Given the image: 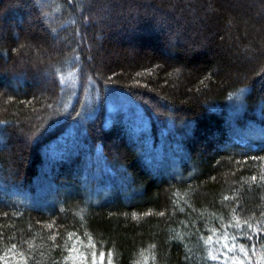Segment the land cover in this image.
<instances>
[{
  "label": "trees",
  "instance_id": "obj_1",
  "mask_svg": "<svg viewBox=\"0 0 264 264\" xmlns=\"http://www.w3.org/2000/svg\"><path fill=\"white\" fill-rule=\"evenodd\" d=\"M0 264H264V0H0Z\"/></svg>",
  "mask_w": 264,
  "mask_h": 264
},
{
  "label": "rangeland",
  "instance_id": "obj_2",
  "mask_svg": "<svg viewBox=\"0 0 264 264\" xmlns=\"http://www.w3.org/2000/svg\"><path fill=\"white\" fill-rule=\"evenodd\" d=\"M105 101L108 114H112L115 111H121L124 116H127V114L131 112L134 118H136V121H129L124 118L126 120L125 122L130 125H135L136 123L143 121V114L140 108L123 91L111 89L107 92Z\"/></svg>",
  "mask_w": 264,
  "mask_h": 264
},
{
  "label": "snow or ice",
  "instance_id": "obj_3",
  "mask_svg": "<svg viewBox=\"0 0 264 264\" xmlns=\"http://www.w3.org/2000/svg\"><path fill=\"white\" fill-rule=\"evenodd\" d=\"M241 251H244V249L243 248H241ZM217 257H213V259H216ZM101 260H103V257L101 256Z\"/></svg>",
  "mask_w": 264,
  "mask_h": 264
},
{
  "label": "bare ground",
  "instance_id": "obj_4",
  "mask_svg": "<svg viewBox=\"0 0 264 264\" xmlns=\"http://www.w3.org/2000/svg\"><path fill=\"white\" fill-rule=\"evenodd\" d=\"M156 135H157V134H156ZM171 144H172V143H171ZM85 146H86V145H85ZM178 146H179V145H178ZM89 147H90V146H89ZM89 147H88V148H89ZM80 149H81V148H80ZM83 153H84V152H83ZM117 186H118V185H117Z\"/></svg>",
  "mask_w": 264,
  "mask_h": 264
}]
</instances>
